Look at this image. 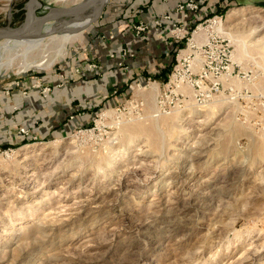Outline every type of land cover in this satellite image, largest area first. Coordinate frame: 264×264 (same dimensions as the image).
<instances>
[{
  "label": "rangeland",
  "instance_id": "1",
  "mask_svg": "<svg viewBox=\"0 0 264 264\" xmlns=\"http://www.w3.org/2000/svg\"><path fill=\"white\" fill-rule=\"evenodd\" d=\"M82 1L42 0L37 14ZM114 1L51 66L47 51L0 76V123L35 73L83 91L48 134L0 144V264H264V0H203L209 17L181 21L166 81L146 64L78 82ZM24 2L0 0V26L21 25ZM4 45L0 58L16 55Z\"/></svg>",
  "mask_w": 264,
  "mask_h": 264
},
{
  "label": "crops",
  "instance_id": "2",
  "mask_svg": "<svg viewBox=\"0 0 264 264\" xmlns=\"http://www.w3.org/2000/svg\"><path fill=\"white\" fill-rule=\"evenodd\" d=\"M176 1L152 0L147 4H141L140 0H115L114 5L111 8H106L102 13L97 23L99 28L96 27L93 31V34L98 33L97 37L100 38L97 46L100 60H98L96 68L90 69L91 72L79 74L77 78L81 80L78 79V82H104V84L106 82H122L123 79H126L127 73H134L136 69H140L143 65L149 64L151 66L152 64L154 68L162 66V62L167 58V52L164 49L166 48L169 25L165 22L161 28L156 29L152 25V21L154 18L162 16L163 13L170 12ZM173 15L175 18L178 17L177 14ZM139 19L149 22L151 26L148 32L137 36L132 24ZM108 22L110 23L107 24ZM102 24L106 25H104L106 40L99 37V33L104 30ZM124 24H127V26ZM110 31L115 33L112 39L107 38ZM122 48H127L128 53L122 59V65H117L121 60L120 51ZM111 54L113 56H110ZM160 54H164V56L160 58ZM49 73L47 75L41 74V76L46 80L61 77L65 82H69V77L64 76L65 73L60 76ZM90 77L93 79H88ZM76 90L69 94V84H67L64 88L55 87L46 98L40 96L36 89L29 90L25 95L13 93L11 98H3L5 101L2 103L1 109L4 111L5 119L0 123V131L4 132V135H0V144L4 142L12 143L13 139L17 138L18 135L16 131L14 132L17 124L30 125L39 119L42 120L45 128L33 126L31 132L35 134L42 129L40 130L42 134L43 132L48 134L50 128L55 126L56 121L64 117L66 113L64 110L68 107L69 100H74V97H76L73 93L78 96L83 93L78 87ZM15 108L18 109L16 115L11 113ZM40 136L42 137V135ZM18 137L20 138V136Z\"/></svg>",
  "mask_w": 264,
  "mask_h": 264
},
{
  "label": "bare ground",
  "instance_id": "3",
  "mask_svg": "<svg viewBox=\"0 0 264 264\" xmlns=\"http://www.w3.org/2000/svg\"><path fill=\"white\" fill-rule=\"evenodd\" d=\"M107 2L108 0H83L81 4L85 3V5L79 11L71 12V8L65 9L68 12L67 15L55 16L35 25L32 32L28 35L1 40L5 41L3 52H15L16 55L0 58V76L7 74L19 60L22 63V68L29 67L31 65L28 63L29 58L35 60L39 55L42 56L47 51L53 53V58L50 60L48 58L42 59L40 64L45 62L47 66H51L55 60L67 54L69 44L84 40L83 33L85 28L96 20ZM53 12L58 13V10L54 9ZM233 13L234 11L231 12V15ZM253 17L258 18L257 15ZM55 20L54 24L47 25L46 28L42 29L44 24Z\"/></svg>",
  "mask_w": 264,
  "mask_h": 264
},
{
  "label": "built area",
  "instance_id": "4",
  "mask_svg": "<svg viewBox=\"0 0 264 264\" xmlns=\"http://www.w3.org/2000/svg\"><path fill=\"white\" fill-rule=\"evenodd\" d=\"M167 1L168 0H164V2H167ZM203 2H204L203 0H177L173 5L172 10L170 12L168 11V12L163 13L162 16L158 18L157 17L154 18V20L152 21V25L156 29H159L162 27V24L167 22L169 25L168 33L170 34V36L173 38V40L177 42H181L183 38L187 39V36H185V34L188 33V31L184 29L181 21H184L186 23H192L196 20H199L202 17L204 18V15L205 17H209L207 16V13H205L206 7L203 5ZM140 3L147 4L149 3V0H140ZM202 11H203V14H202ZM173 14H177L178 17L175 18ZM124 25L127 26V24H124ZM150 26L151 24L143 19H139L136 23L132 24V28L135 32V35L137 36L148 32L150 29ZM188 29H189V26H188ZM114 35L115 33L113 31H110L108 32L107 37L109 39L110 38L112 39ZM127 53H128L127 48L121 49L120 51L121 60L117 63V65H122V62H123L122 59L125 58ZM110 56H113V54H111ZM87 67L90 69H93V68H96V64H88ZM201 69L203 68L201 67ZM173 76H175L174 71L171 72L170 80H172ZM30 78L32 80L28 82L27 85H24L23 89L21 90V93L24 95L27 94L29 90L36 89L38 90V93L40 96H42L43 98H46L51 93L53 88H55V86L59 87L62 85L61 83L55 84L54 82H46L43 80V77L38 73H35L34 75L30 76ZM16 82H20V81H16ZM6 95L9 96L10 91L7 90ZM17 134L21 137V140L35 139L37 137L36 135H33L30 128L25 125L17 128Z\"/></svg>",
  "mask_w": 264,
  "mask_h": 264
},
{
  "label": "water",
  "instance_id": "5",
  "mask_svg": "<svg viewBox=\"0 0 264 264\" xmlns=\"http://www.w3.org/2000/svg\"><path fill=\"white\" fill-rule=\"evenodd\" d=\"M84 5L85 3L79 6H75L71 8L70 11L71 12L79 11L80 9L84 7ZM43 6L44 5H43L42 0H25L24 18H23L21 25L17 27H11L9 24L0 26V41L4 39H14V38H19V37L28 35L32 32V29L33 27H35V25H38L49 19H52L55 16H65L68 13L67 10H65V8H59L58 13H55L52 11V9H49L48 12L38 15L37 12L41 10ZM57 8L58 7H55V9Z\"/></svg>",
  "mask_w": 264,
  "mask_h": 264
},
{
  "label": "trees",
  "instance_id": "6",
  "mask_svg": "<svg viewBox=\"0 0 264 264\" xmlns=\"http://www.w3.org/2000/svg\"><path fill=\"white\" fill-rule=\"evenodd\" d=\"M149 1H152V0H149ZM205 7H207V5ZM172 8H173V6H172ZM172 8H171V10H172ZM208 14H207V16H208ZM202 18H200V19H202ZM168 29H169V27H168ZM168 29H167V36H166L167 42L165 44L166 48L164 50H166L165 51V52H167L166 56L169 59L167 62H166L167 59L164 62H162V66H160V67L157 66L155 72L153 73L154 78H160L162 81L167 80L168 71L172 68V65H173L174 60H175L174 59V57H175L174 53L176 52L177 48H179V46L183 45V41L177 42V41L173 40V38L168 33ZM163 56H164V54L159 55L160 58ZM132 78H133V76L131 77V79ZM30 141H31V139H23L20 141V143H18V145H22V144H24L26 142H30Z\"/></svg>",
  "mask_w": 264,
  "mask_h": 264
}]
</instances>
